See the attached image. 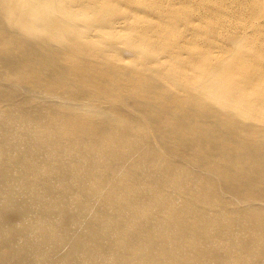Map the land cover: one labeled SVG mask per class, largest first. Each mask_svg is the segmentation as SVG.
<instances>
[{
	"label": "bare ground",
	"instance_id": "6f19581e",
	"mask_svg": "<svg viewBox=\"0 0 264 264\" xmlns=\"http://www.w3.org/2000/svg\"><path fill=\"white\" fill-rule=\"evenodd\" d=\"M0 264H264V0H0Z\"/></svg>",
	"mask_w": 264,
	"mask_h": 264
}]
</instances>
